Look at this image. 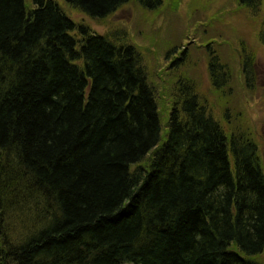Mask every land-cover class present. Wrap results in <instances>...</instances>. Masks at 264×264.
I'll list each match as a JSON object with an SVG mask.
<instances>
[{
	"label": "trees",
	"instance_id": "trees-1",
	"mask_svg": "<svg viewBox=\"0 0 264 264\" xmlns=\"http://www.w3.org/2000/svg\"><path fill=\"white\" fill-rule=\"evenodd\" d=\"M65 1L98 23L133 5L138 28L169 37L182 4ZM236 2L254 18L263 5ZM33 5L0 0V264H264V170L231 106L232 65L204 45L220 114L182 72L197 19L176 25L154 75L130 30L100 35L52 0ZM237 58L251 89L255 55Z\"/></svg>",
	"mask_w": 264,
	"mask_h": 264
},
{
	"label": "rangeland",
	"instance_id": "rangeland-1",
	"mask_svg": "<svg viewBox=\"0 0 264 264\" xmlns=\"http://www.w3.org/2000/svg\"><path fill=\"white\" fill-rule=\"evenodd\" d=\"M52 1L58 4L73 22L85 24L97 34L104 35L114 30L125 29L133 32L132 38L138 37L136 38L138 42L136 46H140L142 53H145L143 61L149 64L154 75L157 70L168 65V62H165L163 58V47L170 37L174 38L180 30L179 26L176 25L181 23L182 26L186 27L192 18L197 19L195 27L189 29L190 32L186 36V40L181 44L182 49L184 43L188 44L186 49L190 50L192 56L182 72L198 79L204 93L214 104L216 113L220 114L218 111L220 101L210 90L206 49H204V45L208 42L219 45V50L228 58V62L231 63L234 71L235 90L232 93L231 106L240 112L242 124L244 123L252 132L258 144L259 156L264 170V46L259 41V32L264 22V0L261 12L255 18L249 15L247 11L239 9L236 0H182L177 13L178 19L174 23L175 31L170 37L152 29L138 28L136 23H133L137 17V11L133 5L123 7L115 15L98 23L85 14L70 8L65 0ZM25 3L28 7H34L33 0H25ZM164 20L158 19L153 25L154 28H164L162 26ZM202 24L208 25V27L201 26ZM196 28L199 30L197 34H194ZM141 32H144V36L140 34ZM149 38L157 41L158 45L151 52H145L142 45L147 44ZM240 47H246L248 52L255 55L256 74L251 89H247L241 75L240 60L237 58ZM169 90L170 86L165 83V89L162 88L160 93L167 94ZM159 114L163 129L162 137H164L168 112L165 113L163 107H159Z\"/></svg>",
	"mask_w": 264,
	"mask_h": 264
}]
</instances>
